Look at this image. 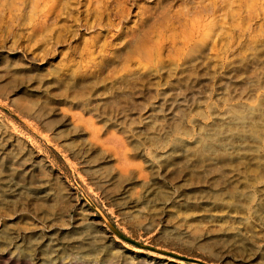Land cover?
Here are the masks:
<instances>
[{
    "label": "rangeland",
    "instance_id": "rangeland-1",
    "mask_svg": "<svg viewBox=\"0 0 264 264\" xmlns=\"http://www.w3.org/2000/svg\"><path fill=\"white\" fill-rule=\"evenodd\" d=\"M152 17L155 21H151ZM147 26H151L147 34L151 37L147 43L152 47L150 60L133 46L136 34ZM188 36L192 37L188 43L200 49L194 60L186 64L180 51H186L191 45H186ZM157 40L162 42L160 49L156 48ZM157 62L167 68L159 70L158 74L150 72L149 64ZM176 63L181 65L169 68ZM131 71H136L137 75H129ZM72 75L84 77L88 82L95 81L79 88L91 98L92 104H99V110L90 111L87 105L66 99L69 91L64 85L56 83L53 87L46 82L48 88L40 86L41 80L47 81L53 76L59 80ZM124 76L127 81L119 84V88L117 80ZM138 76L144 78L145 95H134L130 103L121 97L111 98L114 92L127 93L129 89L124 84L129 86ZM43 88L52 95L51 108L60 112L58 120L64 113L69 120L75 112L78 118L91 117L95 127L101 129L99 137L96 138L90 126L76 116L70 125L57 129V134L51 133L40 122V116L24 108L30 101L37 103L47 98ZM190 89H197L199 93L196 98L190 97L184 102L182 116L176 119L182 120L189 135L174 141L170 131L174 120L169 119L161 135L164 143L155 145L151 141L156 139L151 137L159 126L148 128L151 118L146 115L158 111L157 105L164 93H184ZM263 96L264 0H0V135L2 144L6 143L4 155L9 153L14 137L18 136L54 167L76 198L68 211L69 217H76L80 205L85 203L94 219L106 230L108 242L113 247L101 248L100 240L81 239L86 236L81 230L65 235L67 230L63 229L65 234L58 237L66 245L70 244L69 248L74 246V251L97 253L105 260L101 264H130L132 261L149 264L147 261L151 259L157 264H264V175L253 187H246L244 194L237 193L238 198L252 194L253 200L243 213L232 212L229 218L226 211L210 212L208 206L195 207L209 204L212 199L207 184L197 185L188 180L193 168L184 159L182 161V151L175 164L165 157L175 142L184 151L189 146L207 145L206 139L214 133H219L222 141L210 140V145L229 146L238 135L231 136L230 131L221 130L222 125H219L226 122L222 119L228 117L232 106L245 109L249 117L259 116L254 108L262 109L261 134L247 133V138L248 142L258 143L261 146L258 153L264 154ZM195 102L198 104L195 107L188 106ZM110 112L113 116L122 112L127 118H120V124L106 126ZM246 121L242 123L244 127L250 120ZM124 127L128 129L125 134ZM77 132L82 134L76 136ZM71 135L72 138L64 140ZM114 135L122 137L119 143H124L126 148L131 167L128 178L129 182H134L136 199L145 195L147 189L155 191L153 196L143 199L145 202L139 208L145 216L142 223L120 215L119 209L92 183L89 171L77 158L86 159L90 149H95L99 152L97 159L112 155L103 166L108 171L115 170L119 166L120 148ZM202 138H206L205 141ZM231 182L226 178L224 185ZM5 183L22 185V182L5 177L3 185L0 184V207L10 206V200L14 199L10 195L15 197L19 192L14 194L7 190ZM31 191L28 186L21 188L24 194ZM164 203L170 204L173 214L169 218L161 210ZM20 214L16 208L0 213V264H68L55 253L47 261L44 255L40 261L33 259L40 230L24 223ZM184 219H191L192 223L202 220L205 231H210L208 242L214 247V255L195 242H185L189 228L183 223ZM229 219L233 222H224ZM158 227L162 230L154 235ZM44 231L50 232L49 229ZM18 234L21 235L18 237ZM197 236L199 234L193 237ZM27 249L30 256L23 252ZM107 249L119 250L120 256L111 259ZM76 263L95 264L84 259L72 264Z\"/></svg>",
    "mask_w": 264,
    "mask_h": 264
},
{
    "label": "bare ground",
    "instance_id": "bare-ground-1",
    "mask_svg": "<svg viewBox=\"0 0 264 264\" xmlns=\"http://www.w3.org/2000/svg\"><path fill=\"white\" fill-rule=\"evenodd\" d=\"M155 19L156 18L154 17L153 20H150L155 21ZM149 27L151 28V26H147L146 29L141 28L139 33L136 34L133 42V46L135 45L134 48L138 51V53H142L148 60L152 58V47L147 46L148 40H150L149 38H151L149 35H147L150 34ZM159 35L161 34L159 33ZM191 40L192 37L188 36L187 40L185 41L187 43L186 45L191 44L188 43L191 42ZM156 42V48L160 49L162 42L160 40H157ZM199 49V46L197 47V45L194 43L187 46L186 51L184 49L180 51V55H182L181 59L184 60L186 64L191 63L194 60V56L197 54ZM180 65L181 64L177 63L174 65L172 64L169 68H175ZM165 68H167V66L161 62H157L156 65L149 64L148 66V70L150 72H154L157 74L159 73V70ZM135 73L136 71H131L129 75L132 74L134 76ZM136 75L137 74H135V76ZM56 78L57 77L53 76V79H51L50 77V79H47V81L41 80L40 86H44L46 82L53 87L57 85L56 83L62 86L64 85L69 91L66 99L77 100L78 104L87 105V108L88 110L90 109V111H97V109L99 110V104H92L91 98L88 99L89 96L86 94V92L84 90L82 91V89L79 88L84 87L85 84L95 82L94 80L88 82L86 78L81 76L80 78H78L76 75L67 76L64 79L62 78L59 80ZM131 79H133L132 76ZM126 81L127 79L125 76L124 78H121V80H117L118 87L119 84L123 85V82ZM29 84H27L26 87H28ZM127 85L128 83L124 84V87H128L129 89V91L126 89L127 93L123 92L121 94H117L119 92H114V95H111V98L113 97V99L117 100L119 97H121L123 101L130 103L133 101L134 95L139 97L145 95L144 91L146 85L142 76H138L136 79L130 82L129 86ZM45 87L48 88V85H45ZM46 88L43 89L44 93H47V98L44 97L45 99H43L42 102L38 101L37 103H35V101H30L29 103L24 105V108H26L25 110L33 111L37 116H40V122L44 123V126L52 131L51 133L55 134L56 132H58L56 130L60 127L71 124L74 116H76V112L72 115L71 120L67 118L65 113L62 115L61 119L58 120L60 112H58L56 109L51 108L52 101H50V99H52V95H48V90ZM14 91H16V89ZM198 93L199 91H197V89H190L188 92L184 93L178 91L164 93L163 97L159 100V104L157 105L158 111L154 112L153 114L149 113L146 115L148 118H151L148 121V128L153 129L156 125L159 126V128L156 127L153 131L154 137H151V139L154 138L156 140H152L151 142H153L155 145H157V143L159 145L164 143V138H162L161 135H163L162 132H164V125L169 119L174 120V125L170 130L173 133L174 137L172 136V139L174 141L183 140L182 137L184 135H189V132L184 126L182 120L180 119V121H178L176 119L182 116V107L186 106V103L184 102L187 101L188 98L190 99V97L192 99L196 98L195 95H198ZM17 102L18 101H16V103ZM106 102L108 103V101ZM261 104L264 109V98L261 99ZM196 105L198 104H196L195 102L194 104L192 103V105L190 103L188 106L195 107ZM49 108L51 110L48 111L47 109ZM254 109L256 110V112H258L259 116L249 117L247 116V112H245V109H242L239 106H232L231 109H229L228 117L226 116L222 119V121L226 120V122L219 125H222L221 130L223 128H226L227 131H230L229 134H231V136H233L235 133H237L236 136L238 135V138L234 140L232 139L229 146L216 148L212 144L210 145V140L212 142L222 141V137H218L219 133H214V135H210V137H208L207 139L205 138L207 140V145L189 146V144L188 146L190 148H184L186 151H183V149L181 148L182 146L180 145L181 147H179L176 144L177 142H175L174 147L171 148L170 151L165 153V157L168 159L167 161L175 164L179 160L180 151H182V154H184V157H181L182 161H187L188 165L191 164V168H193L189 171L188 180L191 183H197V185H208L207 192L212 201L209 204H198L195 207L200 208L202 206H208L210 207V212L226 211L225 215L229 218H232V212L243 213L247 208H249L253 200V195L249 194L246 198H238L237 193L244 194L246 187H253V184L264 175V157L262 158V155L264 156V154L258 153L261 146L258 143L248 142L247 138V133L252 134L253 136H259L262 132L259 125V117L263 116L261 115L262 109ZM158 112L159 115L157 114ZM112 113L113 112H110V114L107 115L109 122L108 124H105L106 126L120 124L122 122L118 121L120 118H127V116H125L122 112L117 113L115 116H113ZM77 115L80 114L77 113ZM76 117L78 120L80 117L82 118V116H80L79 118L78 116ZM89 118L90 119L82 118L85 122L83 123L88 124L87 127L90 126L92 133L96 138H98V133L101 129L95 127V122L92 121L91 117ZM247 118L250 121L249 124H246L247 127H244L242 123H244V121L246 123ZM236 119L240 120L236 122ZM75 126H78L77 123L75 124ZM0 127H2V124H0ZM124 130V134L128 132V129L126 127H124ZM5 132L8 133L9 136L14 137V135L11 134L10 131L6 130ZM81 134L82 133L77 132L75 135L80 136ZM229 134L227 135L229 136ZM73 135L67 136V138H65L64 140H69V138H72ZM113 139H116L118 143L119 141H123L122 137L117 135H114ZM205 139L203 140L205 141ZM2 140L3 137L2 135H0V184L3 185L5 177H11L18 182H22V185L18 184L20 186H17L8 183L4 184V186L8 187L7 190H10L12 193L15 194L17 191L19 192L15 197H13V195H10L12 198L16 199V201L13 199L10 200L12 201L10 206H1L0 213L10 212L11 210L16 208L22 213L19 215V217L24 221V223L32 225L35 230H40V235L37 236L39 238V243H37V245L33 248V259L36 261H40L42 260V255H44L47 258L45 259L47 261L51 259L52 256H55V254H59L60 258L67 261L68 264H72L74 262H77L78 260L83 259L85 260V262L90 261L95 264H101L102 262H104L105 260L102 259L101 256H99L97 253L85 254L82 251H74V246L69 248L68 246H70V244L66 245L64 242L60 241L58 237L59 234H65L63 229L67 230L65 235L81 230L86 234V236H82L81 239L100 240L98 245L101 248L113 247L111 243L108 242L109 236L107 235L106 230L101 227L99 221L94 219L93 214L87 208V205L85 203L81 204L79 207V211L77 212V216L74 218H70L68 215V211L74 204V200L76 198L72 189L65 183L66 181L64 182L62 180V176H60L56 172L54 167H51L47 163L42 155L35 152V150L30 147L28 143L26 144L25 142H23L22 139L18 136L14 137V143L12 144V148L10 149L9 153L7 155H4L6 143L2 144ZM68 144H72V142H69ZM64 145V147H67V144ZM119 148L120 157L118 164L119 166H117L116 168L117 170L111 169L110 171H108L107 167L105 165L103 166L105 162H108L112 159V155L108 154L103 158L97 159L96 157L99 152L95 149H90L87 155L88 157L86 159H84L83 157L77 158L80 159L79 164L83 168H85L86 171H89V173L87 172L90 175L89 179L93 184L97 186V189H99V191H101L103 195H106V199H108L112 205H115L119 209V214L124 218L130 217V219L136 223H142L145 219V216L142 214L141 209L139 208L145 202L143 199L153 196L155 191L152 189H147V193L145 195L141 197L139 196V198L136 199L135 194L137 193L133 190L132 185L134 182H129V180L131 179L128 178V171L130 172L131 167H129L130 161L125 152L126 148L124 147V143H119ZM92 171H94L95 174H91ZM96 173H99V175H97ZM108 174L110 175L108 176ZM171 175L173 174H169V176ZM175 175H178V171L175 172ZM226 178L233 182H231L229 185H224V183H226ZM54 184H56V186H54ZM24 186H28V188L32 190L30 194L27 192L25 194L21 192V188H23ZM119 202H121V204ZM169 206L170 204L164 203L161 207V210L164 211V216L168 218L171 216V214H173L170 211ZM180 206L182 205L178 204V207ZM185 207L191 208V205H185ZM21 219L19 220L20 222ZM190 220L191 219L183 220V223L187 224L189 228V230H187V233L189 235H187L188 237L185 236L187 240L185 242H191L192 244H194L193 242H195L198 247L208 248V252L211 255H214V247H212L210 242H208V240L211 239V237L209 236L210 231H205V227L204 225H202L201 219L196 221L195 223L189 222ZM224 222L228 223L233 221L232 219H229ZM25 227L28 228L27 226ZM45 229H49L50 232H45ZM161 230V227L156 228L154 230V235L159 234ZM197 234H199L197 238L193 237ZM20 235L21 234H18L17 236L19 237ZM28 250L29 249L23 252L30 256L31 253ZM107 250H110L111 252V259L114 258L116 260V257L120 256L119 250ZM220 252L222 253L224 251L221 250ZM223 258H225V256ZM151 260L147 262H150L149 264H157L156 262H153V260ZM130 264H136V262L132 261L130 262ZM165 264L171 263L168 262Z\"/></svg>",
    "mask_w": 264,
    "mask_h": 264
}]
</instances>
